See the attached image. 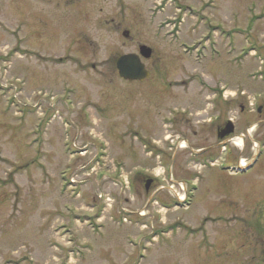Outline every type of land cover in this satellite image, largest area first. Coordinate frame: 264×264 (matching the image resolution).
Listing matches in <instances>:
<instances>
[{
	"label": "rangeland",
	"instance_id": "1",
	"mask_svg": "<svg viewBox=\"0 0 264 264\" xmlns=\"http://www.w3.org/2000/svg\"><path fill=\"white\" fill-rule=\"evenodd\" d=\"M74 1L0 0V264H264L251 250L264 247V206L247 208L264 201V149L236 172L264 137L249 105L264 101V0H123L122 34L107 23L113 3ZM141 45L151 77L126 83L116 60ZM201 87L245 106L234 160L220 151L204 169L167 150L183 144L169 112ZM150 177L195 187L189 208L150 206ZM219 215L236 216L229 261L198 244Z\"/></svg>",
	"mask_w": 264,
	"mask_h": 264
},
{
	"label": "flooded vegetation",
	"instance_id": "2",
	"mask_svg": "<svg viewBox=\"0 0 264 264\" xmlns=\"http://www.w3.org/2000/svg\"><path fill=\"white\" fill-rule=\"evenodd\" d=\"M56 2H60L61 4H74V0H54ZM109 3H113L114 7L116 8V16L115 18H110L109 22L107 21L108 25L112 28L114 32H120L122 34L123 24H122V8L124 6L123 0H108ZM104 2H101L100 4L104 7ZM105 8H101L100 11L102 12ZM114 11V10H113ZM114 14V13H113ZM128 31V30H126ZM126 34V33H125ZM128 34V33H127ZM128 37L130 35L128 34ZM92 68L95 70L96 67L92 66ZM202 90L205 92L202 93ZM227 89L224 88H218V87H212V88H200L201 93L199 95V99L195 101V103L191 102L189 104H186L183 106L182 109L177 108L175 111L171 110L169 113V119L172 121L170 124L171 132L179 131L180 138L183 139V142L185 143V150H181V152L189 151L190 154H195L196 157H198V163L203 166L209 165V160L211 158H214L215 155H217V158L220 156V151L223 149V146L226 145L227 147L222 150L223 153H230L229 158L231 160H234V157L232 156L231 148L228 146L231 142V139L234 138L235 132H236V125H235V119L233 117L234 113V106H237L240 110V112H245V106L244 104L239 101V99L235 98H228L225 97L224 94ZM245 92L242 91L240 94V97L243 100H246L244 98ZM249 99V98H248ZM250 103V102H249ZM250 105V104H249ZM254 105V104H253ZM181 106V105H179ZM64 107H69V109L72 107V109L77 110L75 113V116L78 118L77 113L78 109H81V106L77 109V107L74 104H67ZM251 107V106H250ZM255 110L259 112V116L262 117L264 112V101L260 102ZM230 123L233 125V133H229L230 130ZM246 129L249 130L252 126L247 123ZM244 126V125H243ZM196 138L201 141L202 147L200 148H193V143L191 140L186 138ZM255 143V141H254ZM181 145H167V150H175L178 149ZM196 146V144H195ZM264 146V137L262 139V145ZM182 147V146H181ZM245 148V145L243 146ZM122 160L123 158H119ZM208 162V163H205ZM120 165V164H119ZM147 177V176H145ZM145 180V192L148 196L149 204L150 206H154L156 202H158L159 205H161L163 208L168 209H174L178 210L179 208L176 204L181 201L180 196H183L185 199L188 198L189 194V185L180 180L176 179H169L162 183L159 179L155 177H150ZM151 182H150V181ZM149 181V182H147ZM149 183V185H148ZM148 185V187H147ZM177 187L176 190H174ZM135 190V189H134ZM262 203L254 204L252 202L247 203V208L250 209L252 205H254L255 210L258 209L257 205L264 206V201H261ZM171 203V205L169 204ZM250 211V210H249ZM255 213H258L256 211ZM245 214L248 215V209L245 210ZM249 217V216H247ZM236 216H225V215H219L215 219L212 220L213 223L218 222L222 223L223 226H220L218 229L211 230L210 232H207L205 230V226L199 227L196 232L201 235V238L198 242L199 247L201 250H211V253H214V255L220 252L227 250L225 252L228 254V251L231 248V245L234 243V234L235 232L231 231V227L228 224V220H235ZM247 221V218H245ZM245 219L243 220L245 222ZM220 221V222H219ZM231 235L230 241H228V236ZM235 239L239 240L235 237ZM243 243L241 244V246ZM252 250V254L254 257H264V247H254ZM229 254L227 255V261L231 260V258H228ZM217 259H221L220 257H217ZM225 259V260H226Z\"/></svg>",
	"mask_w": 264,
	"mask_h": 264
},
{
	"label": "water",
	"instance_id": "3",
	"mask_svg": "<svg viewBox=\"0 0 264 264\" xmlns=\"http://www.w3.org/2000/svg\"><path fill=\"white\" fill-rule=\"evenodd\" d=\"M140 55L149 59L152 56V50L142 46L140 48ZM117 68L120 76L128 81H145L149 77V72L146 70L144 64L141 62L140 56L130 54L122 56L117 61ZM231 126V125H229ZM233 132V127H230L229 133Z\"/></svg>",
	"mask_w": 264,
	"mask_h": 264
},
{
	"label": "bare ground",
	"instance_id": "4",
	"mask_svg": "<svg viewBox=\"0 0 264 264\" xmlns=\"http://www.w3.org/2000/svg\"><path fill=\"white\" fill-rule=\"evenodd\" d=\"M239 143H242V141L241 140H239ZM245 165V164H244ZM241 166H243L242 164H241Z\"/></svg>",
	"mask_w": 264,
	"mask_h": 264
}]
</instances>
